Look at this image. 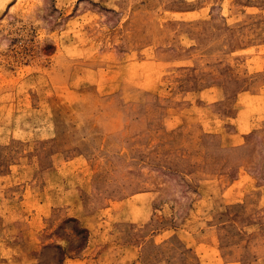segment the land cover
Here are the masks:
<instances>
[{
    "label": "rangeland",
    "instance_id": "1",
    "mask_svg": "<svg viewBox=\"0 0 264 264\" xmlns=\"http://www.w3.org/2000/svg\"><path fill=\"white\" fill-rule=\"evenodd\" d=\"M0 264H264V0H0Z\"/></svg>",
    "mask_w": 264,
    "mask_h": 264
}]
</instances>
